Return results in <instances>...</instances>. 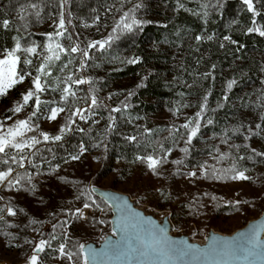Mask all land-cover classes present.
I'll list each match as a JSON object with an SVG mask.
<instances>
[{
	"label": "snow or ice",
	"instance_id": "6c2138e0",
	"mask_svg": "<svg viewBox=\"0 0 264 264\" xmlns=\"http://www.w3.org/2000/svg\"><path fill=\"white\" fill-rule=\"evenodd\" d=\"M70 0H56V11L52 12L51 5L47 0H8L4 7H0V29L5 33L15 31L16 35L11 37L14 46L0 45V97L9 94V90L17 85L24 88L18 93L6 108L0 113V185L11 190L24 191L35 195L37 184L34 183V176L28 168L35 169L36 176L43 175L41 165L46 164L48 174L57 176V179L65 184H71L76 189L73 199L67 205L61 207L59 212H48L51 218L49 221L31 218L28 226L33 227L37 237L25 238L24 243L31 246L30 254L26 257L25 264H46L41 254L48 257L49 262L55 264H232L234 260H243L244 264H264V221L252 224L247 231L233 234L231 237H221L215 234L205 237L209 241L206 246L198 247L188 244L186 241L170 240L162 224H157L150 217L142 216L140 212L134 211L127 200L121 195L102 193L108 200L113 202V207L118 215L113 220V237L102 236L103 247L95 249L91 244L76 241L71 242L69 225L79 220L82 224L91 222L104 224V219H97L93 213L87 214V210L94 209L104 211L101 206L106 201L97 202L93 199L96 192L95 185L83 184L82 181L71 180L58 174L60 163L55 161V154L51 143H58L60 146L65 142L66 137L73 132L84 133L85 128L79 126L80 121L90 122L88 133L93 131L92 125H99L100 120L94 119L100 115V109L108 112L104 129L96 136L91 137L92 147L108 150L107 137L117 130V117L114 113H122L129 107L128 100L135 93L127 91L124 99L116 106L104 103L97 93L98 77L85 75L90 67H99V62H93L92 50H104L112 47V44L122 36L143 30V26L152 21L139 17L138 11L143 7V0H115L111 4L104 5V11L111 13V24L103 23L97 9H92L93 16L91 24L84 22L83 26H100L106 31L101 39L88 37L81 38L80 33H74L69 29L72 25V13L68 9ZM246 11L250 13V24L245 25L242 32L258 33L264 37V24H261L257 17L264 19V0H242ZM259 4V7L256 5ZM222 0H204L198 6L201 19L207 24L211 12L219 13L223 8ZM185 9L182 0H176V11ZM192 11V9H187ZM14 13V15H12ZM45 18L51 21V30L43 35L46 40L42 43L36 41H25V35H30V28L33 26V19L36 23L42 22ZM240 22L233 20L232 25ZM74 28L75 25H72ZM196 42L194 51L199 52V45L205 42H213L220 49L229 45H238V41L232 35L217 37L214 32L206 30L201 34L192 37ZM64 41H67L65 43ZM155 47V45H154ZM240 45L235 50L238 52ZM35 57V60H34ZM203 57L196 60L199 66ZM240 59V57H236ZM141 57H112L107 62L119 61L120 64H137ZM59 62V63H57ZM183 68L184 66L181 65ZM205 71L200 72L197 68L189 73L193 77L191 83L181 81L179 77H173L174 82L181 83L188 89L199 88L202 91L197 95L195 103L183 100L178 102V107L173 112L174 116L183 109L193 108L191 115H185L182 123H173L168 136L163 140L150 141L148 135L152 129L143 127L142 131L135 134H124L126 143L134 147L133 159L130 163L145 164L154 176H161L163 166L171 164L175 166L168 172V176H181L191 179H203L211 181H253V177L247 175L249 169L244 167V161H255L260 158L264 162V76L259 80L260 87L253 93H246L240 97V108L251 109L255 115L251 119L237 120L235 123H226L220 126L219 132H213L209 139L219 138V144L206 145L209 160H199L195 163H188V157L192 154L193 141L203 138L202 129L207 126L220 124L216 116L219 110L224 109L231 100L230 93L238 84V79L233 76L227 78L222 86L221 95L216 98L215 106H212L210 97L213 96V87L216 80V63L204 65ZM187 72V69H184ZM264 74V66L259 68ZM243 73L241 72V76ZM147 76L142 77L137 87L144 86ZM27 81V83H25ZM204 81H211L209 86ZM87 85L85 91L82 86ZM51 91L49 99H42V96ZM83 93V95H80ZM192 91L179 93L183 98L193 95ZM115 93H109L106 99L111 100ZM254 97V98H253ZM235 107V106H234ZM250 113H241V116ZM23 116V118H21ZM60 117L58 120L57 118ZM55 121V131L49 132L41 128L39 121ZM177 119L179 117L177 116ZM10 122V123H6ZM131 123V121H129ZM258 139L259 147H253L252 142ZM239 140L240 143L235 141ZM148 141V142H146ZM221 146H227L224 150ZM152 151L148 152L147 149ZM178 148L183 154L180 158L169 159L174 149ZM52 154V159H46L44 152ZM88 151V145L79 143L74 151L68 153L72 161H77ZM102 153V154H103ZM99 160L100 157H94ZM227 161V166L224 162ZM67 163V161H65ZM16 165L17 171L13 168ZM27 165V167H26ZM168 177L166 176L165 179ZM163 199L169 198L164 191V185L155 189ZM204 196H209L204 193ZM3 197H0L2 200ZM210 199L218 204L224 201V197L211 195ZM41 202L42 199H41ZM78 202V203H76ZM230 207L239 211L242 204L248 201L230 199L225 201ZM199 207L204 203L197 201ZM23 208H16L11 202L0 206V223L8 225L6 215L15 217L18 212L23 213ZM54 221V222H52ZM50 223L51 231L45 232V223ZM17 226V225H13ZM75 225H73L74 227ZM10 239H18L10 232H4ZM19 247L20 245H16ZM50 249L51 252H46Z\"/></svg>",
	"mask_w": 264,
	"mask_h": 264
},
{
	"label": "rangeland",
	"instance_id": "374dc122",
	"mask_svg": "<svg viewBox=\"0 0 264 264\" xmlns=\"http://www.w3.org/2000/svg\"><path fill=\"white\" fill-rule=\"evenodd\" d=\"M47 2L51 5L48 10L55 12L56 0H47ZM113 2L114 0H70L68 9L72 15L69 18L75 27L69 25V29L74 33H80L81 38L101 39L107 31L103 24H101L99 32L95 26L85 28L83 24L84 22L91 24V17L94 15L92 9L98 10L103 23L111 24L112 14L104 11V5ZM115 2L119 3V0H115ZM182 2L185 4V9L176 11V0H143V7L139 9L138 15L152 21V23L146 24L149 25L148 28L144 25L142 31L122 36L107 51L98 49L91 51L93 62H99L100 66L90 67L85 75L100 78L97 81L99 89L97 95L104 100L105 104L114 107L124 99L128 90L135 93L129 98V107L126 110L122 113H114L117 117V130L107 137V152L103 153V149L93 148L91 141V137L96 136L104 129L108 116V112L104 109H100V115L97 118L100 120V124L92 125L94 133L87 138L88 151L79 160L72 161L68 157V153L74 150L66 151L58 143H51L50 146L55 154L54 163L58 162L61 165L58 170L59 175L67 177L69 181H82L81 188L84 184L95 185L99 189L127 195L136 208L142 210L146 215L153 216L159 223L167 218L172 236H187L192 242L204 244L209 231L231 235L264 213V162L258 157L255 161L246 160L243 162L244 167L249 169L246 174L253 177L255 182L211 181L178 175L168 176V172L175 167L171 164L164 165L162 175L157 177L151 174L145 164L130 163L133 159L134 147L127 144L124 136L119 133L135 134L138 130L142 131L143 127H147L152 129L151 134H146L150 141H162L164 137L168 136V130L173 123H182L185 115H191L194 111L193 108L183 109L177 113L179 117L177 119L170 109L174 110L178 107V102L183 100L195 103L197 95L202 91L199 88L190 90L181 83L174 82L173 77H179L181 81L191 83L193 77L189 73L194 72L197 68L203 72L206 70L205 64L216 63L213 96L209 98L213 107L216 98L221 95L223 83L227 78L235 76L238 79V84L230 93V102L224 109L219 110L216 116L220 124L202 129L203 138L193 141L192 154L187 160L190 164L204 159L211 163L212 161L207 155L209 148L206 145L219 144V138L209 139L213 132H219L220 126L226 123H235L240 119L249 120L252 115H255L251 109L239 107L241 103L239 98L247 99L246 93H253L256 88L260 87L259 80L264 76L259 71V68L264 66V41L247 44V36L255 33L242 32L244 26L250 24L251 15L246 11L242 0H222L224 5L222 10L219 13L211 12L207 24L198 14L200 12L198 6L204 0H182ZM256 6L259 7V4ZM187 9H192V11ZM257 19L261 24H264V19L261 17H257ZM233 20H238L240 23L232 25ZM32 24L33 26L29 30L30 35H25V41L42 43L46 40L43 33L51 30V21L45 18L42 22L36 23L33 19ZM205 30L208 33L214 32L220 38L223 35H232L238 41V45H229L225 49H220L213 42H205L199 45L200 50L196 52L194 51L196 42L192 37L205 32ZM11 32L12 36L16 35L15 31ZM64 42L67 43V41ZM240 45L243 47L237 52L235 49ZM12 46H14V42ZM133 55L141 57L140 62L137 64H120L119 61L107 62L112 57L123 58ZM200 57L204 59L198 66L196 60ZM236 57H240V59H236ZM181 65L184 67L182 68ZM134 66L136 69L132 72L129 71L131 70L129 68ZM185 68L187 72L184 70ZM124 72L131 73L126 76L121 75ZM145 76L147 79L144 81V86L137 87L141 78ZM203 83L205 86H209L212 82L204 81ZM146 86L150 92L156 91L157 94L141 98L140 89ZM82 87L85 91L87 90V85ZM23 88V85H17L9 90L7 96L0 97V113L6 111V108L10 106L14 98H17ZM189 91L194 94L183 98L179 95V93ZM109 93H115L111 100L106 99ZM52 95L56 94L49 90L42 96V99H49ZM139 103L143 104L142 107L139 106ZM241 113H250V115L241 116ZM57 119L59 120L60 117ZM80 122L82 121L77 118V123L80 124ZM38 123L44 130L55 131V121H45L42 118ZM71 135L72 133L66 139ZM235 142L240 143L241 141L236 140ZM260 143L258 139H254L252 146L259 147ZM221 147L224 150L227 149V146ZM147 151L151 152L152 149L148 148ZM44 156L46 159H52V154L46 151ZM97 156L100 157L99 160L94 159ZM182 156L183 154L176 148L170 154L169 159ZM224 166H227V161L224 162ZM13 167L17 168L16 165ZM29 169L34 176V183L37 184L36 194L32 195L23 189L8 190L0 185V197H3L0 200V206L11 201L17 208L18 206L22 208L24 205L36 216L46 219L49 218L48 212H59L61 207L66 206L67 202L73 199L76 189L71 184H65L58 180L55 174L49 175L46 164L41 165L43 175L40 176H36L35 169L30 167ZM166 176L167 179H165ZM161 185H164V191L169 194V198L163 199L155 191ZM204 193H208L209 196H204ZM213 194L224 197V201L219 204L212 201L210 196ZM5 198H8V201ZM93 199L97 202L102 201L94 194ZM230 199L246 200L248 203L242 204L237 211L225 202ZM197 201L203 202L204 207H199ZM101 206L104 208L103 212L89 209L87 214L91 216L94 213L97 219H104L106 223L93 225L91 222L82 224L79 220L73 221L69 225L70 243L80 241L81 243L99 245L102 242V236L113 235L110 222L111 208L107 203H102ZM6 220L10 222L11 228L4 231L12 233L18 239L6 237L4 231L0 233V258L2 259L0 264H25L26 258L18 261V256L24 251L20 248L26 245L23 242L25 238L37 237L38 234L32 230L35 226L29 227L28 235L25 236L26 234H23V230L20 229L25 222L21 213L18 212L15 217L6 215ZM73 225L75 226L73 227ZM46 252L50 253L51 250L46 249ZM41 256L45 259L46 264H55V262H49L45 254L42 253Z\"/></svg>",
	"mask_w": 264,
	"mask_h": 264
},
{
	"label": "trees",
	"instance_id": "16d2710c",
	"mask_svg": "<svg viewBox=\"0 0 264 264\" xmlns=\"http://www.w3.org/2000/svg\"><path fill=\"white\" fill-rule=\"evenodd\" d=\"M8 3V0H0V5H2V7H4L6 4ZM190 23V22H188ZM144 27H149V25H146ZM11 37H12V32H7L5 33L2 29H0V45H5V46H9L11 47L12 46V43L13 41L11 40ZM254 41L258 42V43H262L264 41V37H261L259 36L258 33H255V34H251L249 36H247L246 38V42L247 44H252L254 43ZM131 70L129 71H134L136 69V66L132 67V68H129ZM131 72H124L122 73L121 75L123 76H126V75H129ZM156 95V91H149V89L147 88V86L145 88H142L140 89V97L143 98V97H148L150 95ZM142 103L140 104L139 103V106L142 107ZM144 107V106H143ZM146 108V107H145ZM92 133H94L93 131L91 133H88V131H85L84 133H72V135L66 139V142L62 144V148L64 150H74L76 148V146L81 143V142H84L88 145V141H87V138L90 137V135H92ZM128 144V143H127ZM14 168V167H13ZM14 169H18V168H14ZM0 170H4L3 166L1 165L0 166ZM20 170L21 172L23 170L21 169H18ZM30 171V169H29ZM24 195V193H23ZM6 201H8V198H5ZM19 200V199H18ZM17 201V200H15ZM11 202V201H10ZM12 204V203H11ZM14 206V204H12ZM17 208V206H15ZM19 208V206H18ZM22 208L25 210L23 213H21L24 217V220L25 222H23V225L22 227H20V229L23 230V234H26L25 236L28 235V229L29 227H32V226H28V227H25V225H28V221L29 219L31 218H35V219H39V220H45V221H49L51 218H46V219H42L38 216H36L35 213L31 212L26 206L22 205ZM48 225V226H47ZM9 228H11L10 226V222L8 223V225H4L3 223H0V233H3L4 230H9ZM45 232H48V231H51V227H50V223H45L44 225V229H43ZM5 232V231H4ZM24 242V240H23ZM21 250L23 249V253L20 254L18 256V261H21L23 260L24 258H26V256L30 253V245H24L22 248H20ZM0 261H2V259L0 258Z\"/></svg>",
	"mask_w": 264,
	"mask_h": 264
},
{
	"label": "water",
	"instance_id": "95a60500",
	"mask_svg": "<svg viewBox=\"0 0 264 264\" xmlns=\"http://www.w3.org/2000/svg\"><path fill=\"white\" fill-rule=\"evenodd\" d=\"M105 192L112 193V194H114V195H121V196H123V197L127 200L128 205H129L134 211H138V212H140L142 216L150 217L152 220L156 221L157 224H162L163 227L165 228V230H166V234L168 235V237H169L170 240L186 241L188 244H194V245H196V246H198V247H204V246H206V244L209 242V241H206V240H205V243H204V244H198V243H196V242H192V241H190L189 238H188L187 236H172V235L170 234L171 226H170L169 221H168L167 218H164V219L161 221V223H159V221H158L157 219H155L153 216H151V215H146L142 210L136 208V207L133 205V203L130 201V199H129V197H128L127 195H124V194H121V193H117V192H115V191H111V190H103V189H99V188L96 187V192L94 193V195H95L96 197H98L100 200H102V201H106V203H107V204L110 206V208H111L112 217H111V219H110V222H111V230H112V232H113V227H114L113 220H114L115 217L118 215V213L116 212V209L113 207V202L110 201V200H108V198H107L106 196H102V195H101L102 193H105ZM258 221H264V213H263L259 218H257L256 220H253V221L248 222V223H247L242 229L237 230V231H236L235 233H233V234H237V233H239V232H241V231H247L248 228H249L252 224L257 223ZM212 234H215V235H217V236H221V237H231V236L233 235V234H231V235H222V234L216 233V232H214V231H209V233H208V235H207V236L209 237V239H210V236H211ZM261 236H263V232L261 233ZM107 237L114 238L113 235H107ZM87 244H91L93 248L98 249V250L101 249V248L103 247V241H102L99 245H95V244H93V243H87ZM114 264H115V262H114ZM170 264H171V262H170ZM232 264H244V261H243V260H239V259H237V260L232 261ZM257 264H258V262H257Z\"/></svg>",
	"mask_w": 264,
	"mask_h": 264
},
{
	"label": "built area",
	"instance_id": "2783aa9c",
	"mask_svg": "<svg viewBox=\"0 0 264 264\" xmlns=\"http://www.w3.org/2000/svg\"><path fill=\"white\" fill-rule=\"evenodd\" d=\"M97 118H98V116L95 117V119H97ZM89 123L90 122L82 121V122H80L79 126L84 127L85 128V131H87V129L89 127Z\"/></svg>",
	"mask_w": 264,
	"mask_h": 264
}]
</instances>
